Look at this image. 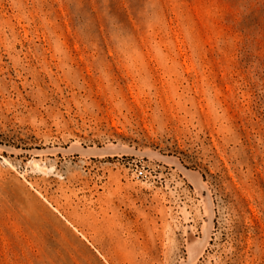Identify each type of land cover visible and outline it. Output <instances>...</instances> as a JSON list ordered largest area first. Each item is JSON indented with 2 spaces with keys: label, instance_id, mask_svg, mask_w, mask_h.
<instances>
[{
  "label": "rangeland",
  "instance_id": "1",
  "mask_svg": "<svg viewBox=\"0 0 264 264\" xmlns=\"http://www.w3.org/2000/svg\"><path fill=\"white\" fill-rule=\"evenodd\" d=\"M0 264H264V0H0Z\"/></svg>",
  "mask_w": 264,
  "mask_h": 264
},
{
  "label": "built area",
  "instance_id": "2",
  "mask_svg": "<svg viewBox=\"0 0 264 264\" xmlns=\"http://www.w3.org/2000/svg\"><path fill=\"white\" fill-rule=\"evenodd\" d=\"M146 176V168L143 165L135 167L133 171V178L135 181H142Z\"/></svg>",
  "mask_w": 264,
  "mask_h": 264
}]
</instances>
